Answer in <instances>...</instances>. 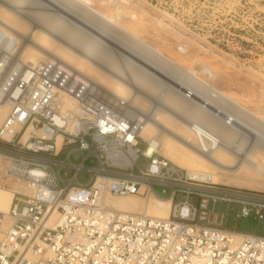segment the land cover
I'll return each mask as SVG.
<instances>
[{
    "label": "built area",
    "instance_id": "built-area-1",
    "mask_svg": "<svg viewBox=\"0 0 264 264\" xmlns=\"http://www.w3.org/2000/svg\"><path fill=\"white\" fill-rule=\"evenodd\" d=\"M6 38L0 35V67L7 68L0 101L9 109L0 144L8 147L0 146V157L29 193L16 192L9 211L0 210V264H264V234L223 228L209 217L220 205H235V218L263 222L264 194L201 179L158 151L149 155L151 142L135 120L101 98L87 77L54 60L13 61ZM65 149L67 159L55 160ZM73 154L82 161L73 163ZM64 167L76 168L70 179ZM80 170L90 173L88 182L78 179ZM153 183L170 189L169 217L107 201L162 198Z\"/></svg>",
    "mask_w": 264,
    "mask_h": 264
},
{
    "label": "rangeland",
    "instance_id": "rangeland-1",
    "mask_svg": "<svg viewBox=\"0 0 264 264\" xmlns=\"http://www.w3.org/2000/svg\"><path fill=\"white\" fill-rule=\"evenodd\" d=\"M40 1L41 4L35 6L36 10L27 8V11L32 16L34 15V18L38 19L35 20L38 23L41 22L42 25H50V23L53 25L54 21L56 23L58 14L63 11L60 8L64 7L67 11L70 9L69 12L78 17L75 20L69 19L67 16V20L72 23L62 21L64 24L59 30V34L62 36L70 33L68 35L76 42L80 40L84 43L89 39L80 27L75 25L78 19H87L91 25L93 24L94 29L96 27L97 31L102 26L103 18L97 13L91 14V10H88L89 7L84 6L81 2L73 5L67 4L66 0ZM91 2L92 6L100 13L106 17L112 16L116 20V23L111 24L113 29L108 31V36L115 42H120V45L125 49L129 48L131 53H126L129 57L143 64L139 60L142 58L149 64H153L152 66L155 65L154 68L162 66L171 70L177 66L180 71L183 70L182 72L185 69L188 72L185 71L188 78L184 80L183 77L186 83L194 84L192 81L201 80L198 84L200 86L196 87L199 94L209 96L216 88L235 98L238 103L245 105L251 112H255L254 114L264 118V0H91ZM61 3L65 6L63 7ZM36 7H39L38 10ZM20 27L22 31H30L28 25ZM87 30L89 33L95 31ZM134 38L141 40L143 44H136ZM102 41L103 44L99 45L97 55L101 62L113 64L116 71L122 66V63L126 62L127 58L123 57V54L119 55L118 51L116 52L114 49L121 52L124 50L116 44L114 48L109 41L107 44L103 39ZM9 45L10 43L7 41L4 47L9 48ZM147 45L153 47V52H160L172 59V63H176V65L170 63L168 69L162 63L165 57L159 53L153 54L152 50L149 52ZM37 57L34 63L48 60ZM147 68L150 67L147 66ZM150 70L153 71L152 68ZM128 73L131 76L137 75L142 80L145 78L147 80L145 86L152 92L159 95L166 93L171 98L170 101L181 106L189 117L193 119L195 117V120L202 122L211 130L214 128V133L216 131L218 134L216 136L223 138L228 155L232 153V155L238 156L236 161H229L234 166L240 164L237 172L222 173V180L213 178L207 179V181L264 194V122L262 118L258 117L255 121L249 119L248 116L241 115L238 125H228L229 128L223 125L226 127L224 128L219 118L204 108H201L203 109L201 111L196 100H184L175 90L169 91V88L162 82L155 79L148 80L149 77L139 68L131 69ZM186 75L185 77H187ZM94 76L105 75L94 73ZM189 78L191 82H189ZM108 88L112 87L108 86ZM194 104L197 105V108ZM221 104L224 110L225 108L227 111L233 110L227 106L226 101ZM224 110L222 113H227ZM205 111L207 112L205 113ZM252 126L255 129L251 128ZM0 146L8 147L4 144H0ZM140 147L144 149L146 144L141 143ZM67 151L68 149H65L61 155L54 159L66 160ZM70 160L78 164L82 161V155L73 154L70 156ZM147 162L148 160L141 158L139 164L145 168ZM75 172L76 168L74 167H64L61 170L65 179H70ZM193 174H197L199 178L207 176L202 167L197 168ZM78 179L88 182L90 173L80 170ZM153 187L163 199L169 197L170 189L168 187L158 183H153ZM217 210L218 214L211 212L209 217L211 221L222 223L223 228L264 234V221L259 222L254 216L235 218L237 211L235 205L229 207L228 211H226L225 205H220ZM223 214H225V218H223Z\"/></svg>",
    "mask_w": 264,
    "mask_h": 264
},
{
    "label": "bare ground",
    "instance_id": "bare-ground-1",
    "mask_svg": "<svg viewBox=\"0 0 264 264\" xmlns=\"http://www.w3.org/2000/svg\"><path fill=\"white\" fill-rule=\"evenodd\" d=\"M48 1L51 2L50 0ZM66 1L68 2L67 4L73 5L81 2L84 6L90 8L88 10H91V14L97 13V15L99 14L103 18H101L103 21L100 19L102 26L98 31L95 30L96 27L95 29L92 27L93 24L91 25L87 19H78L77 24L73 23L78 25L89 37L84 43L80 42V40L74 41L68 35L70 33L63 34L60 31L63 36L59 34L61 25L64 24H62V21H67L70 24L72 21H68V17L69 19L78 18L69 12L70 9L67 11L63 3L61 4L64 8H60L63 11H61V14H58L56 23L54 21V23L52 22L53 25L51 23L50 25H42L40 24L41 22L38 23L36 21L38 19L34 18V15L32 16L27 11V8L35 9L37 4H41L40 0H0V35L7 37L4 46L7 44V41L10 45L9 48L4 47V50L12 52L13 61L21 60L26 64H32L36 62V56H38L39 58L57 61L63 67L87 77L91 87L100 93L101 98L118 112L127 114L135 120L137 123V133L142 138L151 142V145L145 150L149 155L154 151H158L159 154L172 160L181 168L186 169L190 174L196 172L197 168L202 167L207 174V176L201 177L204 180L213 178L222 180V173H235L238 171L240 164L234 166L232 162H229L232 160L236 161L238 156L232 155V153L228 155L223 138L216 136L218 134L216 131L214 133V128L211 130L202 122L195 120V117L194 119L189 117L181 106L170 101L171 98L166 93L159 95L152 92L150 88L148 89L145 86V82L147 81L145 78L142 80L141 77L137 75L131 76L128 72L131 69L139 68L149 77L148 80L155 79L162 82L169 88V91L175 90L184 100H196L198 108L201 111L203 110L201 108H204L219 118L221 124L223 123L222 126L238 125L241 115L248 116L249 119L255 121L259 117L264 122L263 117L254 114L255 112H251L245 105L238 103L235 98L216 88L213 89V92L211 91L212 93L210 92L211 94L209 93V96L199 94L196 87L200 86L198 84L201 80L198 78V81H192L194 84L186 83L184 80L188 78L186 75L187 71L184 69V72H182V66V71L177 66L174 68L172 66L173 69L171 70H167L162 66L154 68L155 65H148L149 63L144 59L147 63L143 62V65L138 60L129 57L126 53H131V50L129 48L125 49L120 45V42L117 41V43L108 36V31L113 29L111 24L116 23V20L112 16L106 17L103 13H100L98 9L92 6L91 0ZM63 12L68 15H65ZM85 13L87 14L86 11ZM22 25H28L30 31L25 32L20 30V26ZM87 29L95 31L94 33H89ZM102 39L105 44L110 42V45L114 46V48L117 45L122 50L127 51L121 52L113 48L116 52L118 51L119 55L123 54L122 56L127 58L126 62L122 63V66L116 71L113 64H105L103 61L102 63L97 55L99 45L103 44ZM17 41L18 46L14 50L13 47L15 45L13 43ZM134 42L136 44L142 43L139 39H135ZM146 47L149 49V52L151 50L153 52L152 46L147 45ZM155 53H159V55L165 57L163 59L160 56L154 55L163 59V65L168 67L173 62L172 59L160 54V52H153V54ZM147 66L152 68L153 71L147 68ZM6 73L7 68L2 72V68L0 67V84L4 80ZM94 73H103L105 76H94ZM183 77L185 78L184 80ZM189 82H191L190 78ZM108 86L112 88H108ZM64 100L70 106H73L75 103L74 99L68 96H65ZM223 101H226L227 106H230L229 108H233V110L227 111L226 108L224 110L221 104ZM196 104L194 105L197 108ZM8 109V103L0 101V125L3 122L2 120L5 119L4 117L6 116V112L8 113ZM222 110L227 111V113H222ZM219 119L218 121H220ZM248 127L250 128V125ZM251 128L254 127L252 126ZM6 166L7 162L0 157V210L8 212L15 193L22 192L28 194L29 190L23 180L6 174ZM140 197L142 196L112 197L110 199L107 198V201L119 209L147 213L159 217H169L171 209L170 199H163L153 194H149L144 198Z\"/></svg>",
    "mask_w": 264,
    "mask_h": 264
},
{
    "label": "water",
    "instance_id": "water-1",
    "mask_svg": "<svg viewBox=\"0 0 264 264\" xmlns=\"http://www.w3.org/2000/svg\"><path fill=\"white\" fill-rule=\"evenodd\" d=\"M139 60H141L142 62H145L143 59H139ZM145 63H147V62H145ZM148 65H150V64H148ZM151 66V65H150ZM188 92L190 93V91L188 90ZM188 94V93H187Z\"/></svg>",
    "mask_w": 264,
    "mask_h": 264
}]
</instances>
